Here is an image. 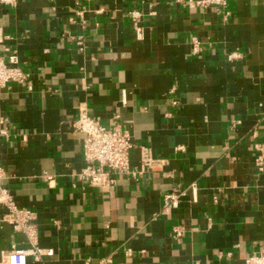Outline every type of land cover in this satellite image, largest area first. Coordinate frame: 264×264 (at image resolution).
Wrapping results in <instances>:
<instances>
[{"label": "crops", "instance_id": "obj_1", "mask_svg": "<svg viewBox=\"0 0 264 264\" xmlns=\"http://www.w3.org/2000/svg\"><path fill=\"white\" fill-rule=\"evenodd\" d=\"M190 1L0 0V57L34 85L0 89L3 187L53 250L28 264H246L263 250L264 0H227L226 20ZM81 111L129 132L131 170L142 147L163 168L81 181ZM13 247L31 244L4 225L0 261Z\"/></svg>", "mask_w": 264, "mask_h": 264}, {"label": "built area", "instance_id": "obj_2", "mask_svg": "<svg viewBox=\"0 0 264 264\" xmlns=\"http://www.w3.org/2000/svg\"><path fill=\"white\" fill-rule=\"evenodd\" d=\"M189 3L199 7L217 6L225 20L229 17V13L226 11L227 0H198ZM78 15H81V13H78ZM133 17L138 19L141 14L135 12ZM137 31L140 32V29H137ZM192 44L194 47L193 53H199L201 50L199 41L194 38ZM11 83L27 85L30 92L34 90L33 83L20 67L16 55L10 57L8 62L0 57V89L6 88ZM173 104L176 105L178 102L174 101ZM3 123L4 121H0V124ZM73 129L82 135L83 156L86 162V166L78 174V178L92 186L108 188L114 182L111 178L112 174L136 177L147 171L161 170L165 165L164 161L155 159L152 156L150 149L142 147L140 169L137 171L131 170L130 156L135 146L129 132L123 130L119 125L107 128L101 124L98 118L90 117L85 111L80 112L73 123ZM6 135L7 131L5 129L0 131V136ZM260 151L261 154L256 163L259 170L262 171L264 149H260ZM5 178L6 172L0 166V229L4 225L11 226L15 233H21L27 237L31 248L18 249L13 247L3 252L0 264H28L29 260L41 263L45 258L53 256V250L42 249L38 246L39 232L36 224V214L30 209L20 208L17 205L14 196L3 187ZM180 195L171 193L165 197L163 214H169L171 210L179 206ZM175 235L177 238H181L183 229L177 228ZM130 254L131 251H128V255ZM246 264H264V248L259 253L247 258Z\"/></svg>", "mask_w": 264, "mask_h": 264}]
</instances>
